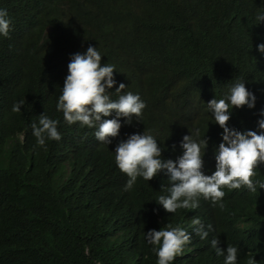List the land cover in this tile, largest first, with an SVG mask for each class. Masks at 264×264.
Wrapping results in <instances>:
<instances>
[{"label":"trees","instance_id":"16d2710c","mask_svg":"<svg viewBox=\"0 0 264 264\" xmlns=\"http://www.w3.org/2000/svg\"><path fill=\"white\" fill-rule=\"evenodd\" d=\"M0 9L11 20L9 35L0 34V264H157L146 232L168 223L192 236L171 264H224L213 238L225 249L246 239L251 257L264 264V189L242 195L225 187L222 208L201 196L198 208L168 213L156 203L159 180L138 177L124 190L128 177L114 150L130 134L101 143L96 129L67 124L56 107L71 55L92 45L101 66L114 65L116 77L143 95L146 107L132 133L149 132L166 159L182 155L183 133L199 128V138L211 142L203 158L211 175L218 132L198 117L200 107L240 80L258 97L253 109L230 108V127L256 130L264 118V53L257 48L263 25L241 32L256 18L246 3L0 0ZM43 112L59 121L61 139L39 147L31 125ZM258 168L253 179L264 181V164ZM197 217L211 225L206 239L193 232ZM237 264L248 261L240 254Z\"/></svg>","mask_w":264,"mask_h":264},{"label":"clouds","instance_id":"9594fccd","mask_svg":"<svg viewBox=\"0 0 264 264\" xmlns=\"http://www.w3.org/2000/svg\"><path fill=\"white\" fill-rule=\"evenodd\" d=\"M235 2L246 3L249 12L256 16L252 26L241 28V32H252L259 24L263 25L259 29L264 32V0ZM241 6L245 7L243 4ZM10 28L11 20L7 10L0 9V34L7 37ZM257 48L264 53V43H258ZM101 60L100 52L92 45L84 53L71 55L68 74L56 107L57 111H62L67 124L78 123L84 128H90L92 132L96 129L95 137L101 143L111 144L110 138L117 137L119 132L130 134L114 150L118 168L128 177L125 191L133 188L138 177L146 182L159 180L162 195L157 197L156 203L162 205L166 212L174 214L178 209L198 208L201 196L210 200L213 206L219 204L222 208L225 187L240 191L242 195L249 190L256 192L257 187L260 191L264 189V181L253 179L260 170L258 166L264 164V118L256 122V130L238 131L230 127L228 122L230 108H242L245 105L249 109L255 108L258 96L246 88L245 82L237 80L225 97H214L207 102L206 107H200L198 117L214 124L218 132L212 154L215 155V170L211 175H206L203 172V158L207 157L210 150V139L205 135L199 138V128L194 133L184 132L180 141L182 155L162 158V149L149 132L132 133L136 129L132 126L133 121L139 120L146 107L143 95L131 89L121 76L116 77L114 65L101 66ZM261 64L260 73L264 74V59ZM113 90L118 96L112 94ZM24 103L23 99L14 103L12 111L20 112ZM260 116L264 117V109H261ZM58 125V120L44 112L39 115L38 123L31 125L39 147H46V140L61 139ZM191 223L193 232L202 240L208 237L211 225L206 229L198 217ZM191 238V233L185 228L171 223L160 230L150 229L146 232L147 242L156 246L153 251L158 257L157 264H171L182 254ZM219 243L218 238H213L211 247L217 256L225 257L224 264H237V255L240 254L248 264H257L254 257H251L252 252L246 239L242 238L236 247L229 244L226 249L219 247Z\"/></svg>","mask_w":264,"mask_h":264},{"label":"rangeland","instance_id":"374dc122","mask_svg":"<svg viewBox=\"0 0 264 264\" xmlns=\"http://www.w3.org/2000/svg\"><path fill=\"white\" fill-rule=\"evenodd\" d=\"M56 66V65H55ZM56 68H58V70H61V68L60 67H58V66H56Z\"/></svg>","mask_w":264,"mask_h":264}]
</instances>
